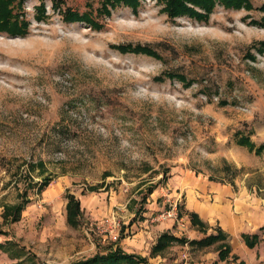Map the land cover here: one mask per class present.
<instances>
[{
  "label": "rangeland",
  "instance_id": "374dc122",
  "mask_svg": "<svg viewBox=\"0 0 264 264\" xmlns=\"http://www.w3.org/2000/svg\"><path fill=\"white\" fill-rule=\"evenodd\" d=\"M18 1L26 32H0V242L13 243L11 254L21 247L25 264H67L88 254L59 257L71 238L76 250L116 240L149 212L145 225L165 221L158 215L172 206L167 218L184 221L194 189L213 186L244 188L264 218V151L236 143L246 134L264 143V0L250 10L217 4L208 21L172 18L155 0L109 13L102 0ZM67 7L100 26L65 22ZM127 43L160 58L112 47ZM66 194L80 202L76 227L63 221ZM25 198L20 219L4 220ZM16 261L0 253V264Z\"/></svg>",
  "mask_w": 264,
  "mask_h": 264
},
{
  "label": "crops",
  "instance_id": "0c3cea01",
  "mask_svg": "<svg viewBox=\"0 0 264 264\" xmlns=\"http://www.w3.org/2000/svg\"><path fill=\"white\" fill-rule=\"evenodd\" d=\"M186 182V179H184L182 184H186ZM197 184L199 183L193 182L190 187H194ZM202 190L201 188L199 190L194 189L195 193L192 192V197L194 198H190L189 205L185 207L188 212L194 211L197 213L199 219L205 224L202 228L193 225L187 216H185L184 221L183 219L174 220L173 218L165 217V221L158 222L155 226H148L144 224L148 220L146 217L148 215H146L140 222L141 228L137 226V223L126 227L125 231L122 228L116 240H111L107 235H103L102 239L91 240L89 246H80L81 248L76 250L79 239L73 237L70 239L73 243L68 247H63L64 249L60 251L59 257L67 259L75 254L84 253L83 251L88 252L87 255L75 256V260L67 263L75 264L79 260H86L95 255L98 250L104 252L105 250H114L119 247L126 253H135L146 257L149 264H221L223 261L228 264H236L240 260L246 264H252L251 262L254 260L264 263V218L257 213V207L253 204L255 198L249 195V192L244 188L213 186L209 190L205 188ZM198 196L201 198H198ZM159 204L155 203V207L151 208L161 210ZM149 214L153 215V212H149ZM161 214L158 215V218ZM153 218L158 219L157 215ZM63 221L71 227L78 226V223L72 225L67 221V211L63 216ZM216 227H220L227 237L210 244L202 243L209 234L216 233ZM123 231L124 234L128 235H123ZM163 232H168L174 236H184L189 240L195 239L201 241V243H171L160 252L151 254L152 246ZM253 232L260 234L261 240L255 246L249 248L245 245L241 233L250 234ZM260 232L263 233L261 234ZM235 235L239 238H234ZM103 241L107 244H104ZM101 242L103 245H101ZM221 244L223 248L225 245L228 248V253L224 258H220L219 255ZM212 249L214 251H211ZM1 252L6 253L12 259H17L16 264H25L23 262L25 256L21 247L16 249L13 254L8 248L1 249ZM30 264L36 263L31 261Z\"/></svg>",
  "mask_w": 264,
  "mask_h": 264
},
{
  "label": "trees",
  "instance_id": "16d2710c",
  "mask_svg": "<svg viewBox=\"0 0 264 264\" xmlns=\"http://www.w3.org/2000/svg\"><path fill=\"white\" fill-rule=\"evenodd\" d=\"M23 0L18 1V6L22 5ZM160 4H163V11L170 17H181L183 15L189 16L196 21H208L210 17V13L213 11L214 7L217 4H221L223 8H232V9H247L250 10L254 7L251 0H155ZM126 4L131 7L132 11H136L139 7V0H102L101 2V11L104 13H109L108 7L115 5V4ZM40 2L36 7V12L39 14L36 19H42L45 15V6ZM57 2H53L52 6L59 9L57 6ZM258 9L264 12V2L258 6ZM98 12V10H96ZM62 20L65 22H81L84 21L88 24L91 28L99 27V23L93 19V17L88 13H78L70 8H66L62 15ZM264 21V19H263ZM254 24L259 23V21L253 20ZM28 27V22L25 21L23 18V14H17L14 12L13 8V0H0V32L6 33L7 35H23ZM257 51L264 52V40L258 42ZM112 47L118 49L121 53H126L127 51L133 52L136 54H145L147 56H151L153 58H160L159 53L152 49L147 45H112ZM165 75L168 77L178 76L179 80L184 82V76L177 75L173 72H166ZM236 143L241 146H248L255 153L260 154L264 151V143H261L259 146H255L253 142L250 140L249 135H240L237 139ZM43 186L41 187L40 191H42ZM152 189L148 190V193L151 194ZM25 196V195H24ZM66 205L65 210L67 211V221L70 224H76L78 221L79 216L82 213L80 209V202L73 194H66ZM145 199V197H144ZM23 203L16 204L14 207H7L4 211V220L11 222L18 221L21 217L22 210L24 206L27 205L29 202L28 200L23 199ZM7 210H9L7 212ZM189 220L192 222L193 225L202 228L205 226L204 222L201 221L196 212L190 211L189 213ZM215 234H209L202 243L210 244L214 241L225 239L227 237L226 233L220 228L216 227ZM0 234H5V231L0 228ZM241 237L247 247H253L258 244L261 240L260 234L253 232V233H241ZM171 243H201V241H197L195 239H187L184 236H174L168 232H163L159 238L157 239L156 243L151 248V254H155L160 252L164 247ZM9 244H13L10 241H3L0 243V250L7 249ZM220 258L225 257L228 253L227 245L222 246L220 245ZM236 259V258H234ZM75 264H149L147 262V258L143 257L138 254H131L126 253L122 249L115 248L114 250H105L103 251H96L95 255L89 257L86 260H79ZM236 264H246L242 260L236 262Z\"/></svg>",
  "mask_w": 264,
  "mask_h": 264
},
{
  "label": "built area",
  "instance_id": "2783aa9c",
  "mask_svg": "<svg viewBox=\"0 0 264 264\" xmlns=\"http://www.w3.org/2000/svg\"><path fill=\"white\" fill-rule=\"evenodd\" d=\"M176 208H177V207H173V206H172L171 209L162 212L161 216H162V217H175L174 214H175ZM111 237H112L113 239H116L114 235H112Z\"/></svg>",
  "mask_w": 264,
  "mask_h": 264
}]
</instances>
